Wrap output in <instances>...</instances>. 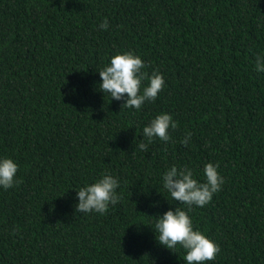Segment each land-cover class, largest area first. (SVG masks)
Masks as SVG:
<instances>
[{"label": "trees", "instance_id": "16d2710c", "mask_svg": "<svg viewBox=\"0 0 264 264\" xmlns=\"http://www.w3.org/2000/svg\"><path fill=\"white\" fill-rule=\"evenodd\" d=\"M126 51L165 81L139 110L99 90V70ZM257 55L264 0H0V158L22 181L0 187V264H186L154 232L157 216L187 211L163 175L187 167L204 182L207 163L224 183L187 211L219 245L205 264H264ZM161 113L177 128L144 152L143 128ZM102 174L118 179L120 201L104 215L76 212V191Z\"/></svg>", "mask_w": 264, "mask_h": 264}, {"label": "clouds", "instance_id": "9594fccd", "mask_svg": "<svg viewBox=\"0 0 264 264\" xmlns=\"http://www.w3.org/2000/svg\"><path fill=\"white\" fill-rule=\"evenodd\" d=\"M100 28L107 30V19L101 23ZM145 67L144 61L131 51L118 53L111 57L110 65L99 70L101 78L99 90L104 94H110V99H123L124 107L139 110L146 101H155L165 84L162 74L154 70L149 75L142 70ZM255 67L257 71L264 72V56H256ZM145 80L148 83L142 86ZM170 128H177V122L172 119V116L168 113L158 114L143 128V136L148 143H139V149L147 152L148 144L154 138L165 143L169 142ZM190 139L191 133H186L181 143L187 145ZM217 168L216 164H205L204 182H198L191 169L178 168L174 165L164 173L163 187L170 193L173 200L186 205L187 211H191L193 205L203 207L212 200L215 193L221 190L224 183ZM17 171L18 165L11 158H0V187L7 190L19 186L22 181L16 178ZM118 186V179L111 174H102L95 182L76 191L78 198L76 212L106 214L109 206L116 205L121 199L116 191ZM187 211L175 208L174 211L169 209L162 216H157L154 232L158 243L173 252L178 245L182 247L185 250L183 259L186 264H205L206 261L215 260L220 251L219 245L199 230H194L192 219Z\"/></svg>", "mask_w": 264, "mask_h": 264}]
</instances>
